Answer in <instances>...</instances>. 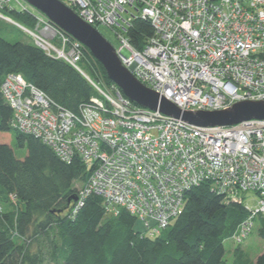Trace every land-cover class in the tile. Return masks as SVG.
Returning <instances> with one entry per match:
<instances>
[{"label":"built area","instance_id":"built-area-1","mask_svg":"<svg viewBox=\"0 0 264 264\" xmlns=\"http://www.w3.org/2000/svg\"><path fill=\"white\" fill-rule=\"evenodd\" d=\"M60 1L96 30L113 29L123 66L181 111L264 100V0ZM1 7L28 12L30 5L0 0ZM35 11V29H25L34 44L71 64L97 95L74 112L21 74L6 75L0 90L13 111L14 130L41 140L61 161L78 157L92 169L74 214L94 194L108 216L125 208L142 236L155 238L183 214L188 193L208 184L244 205L247 216L231 237L242 245L256 221H264V120L204 128L136 105L117 84L92 80L82 64L91 52ZM137 19L154 29L141 50L127 36ZM248 194L256 196L253 207L241 197Z\"/></svg>","mask_w":264,"mask_h":264},{"label":"trees","instance_id":"trees-1","mask_svg":"<svg viewBox=\"0 0 264 264\" xmlns=\"http://www.w3.org/2000/svg\"><path fill=\"white\" fill-rule=\"evenodd\" d=\"M11 20L34 29L33 14L4 8ZM154 35L149 21L137 19L127 36L141 50ZM92 80L102 75L113 82L92 55L82 62ZM21 74L60 106L79 112L97 95L84 75L62 59L45 54L37 45L8 42L0 36V89L8 74ZM13 111L0 90V264H225V241L247 216L244 205L211 191L208 184L192 189L183 214L155 238L142 236L137 218L121 209L108 216L100 196L90 194L74 214L70 200L85 184L92 169L78 157L71 163L33 135L12 127ZM17 148L26 149L17 157ZM19 210H13L12 200ZM13 200V201H14ZM11 206L4 211L2 205ZM258 230L264 240V221ZM140 226V228L138 227ZM233 264H264V254L252 261L241 245Z\"/></svg>","mask_w":264,"mask_h":264},{"label":"water","instance_id":"water-1","mask_svg":"<svg viewBox=\"0 0 264 264\" xmlns=\"http://www.w3.org/2000/svg\"><path fill=\"white\" fill-rule=\"evenodd\" d=\"M33 8L41 11L56 26L58 25L64 32L69 33L77 41L82 42L92 53L93 57L101 63L109 79L117 84L123 94L136 105L145 108L159 110L165 115L182 119L190 125L199 127H227L236 126L249 120H264V100L237 102L226 110L215 111H181L175 104L170 103L160 94L146 88L135 79L120 61L114 46L101 35L92 25L66 7L60 0H26ZM74 207L79 201V196L72 198Z\"/></svg>","mask_w":264,"mask_h":264},{"label":"rangeland","instance_id":"rangeland-1","mask_svg":"<svg viewBox=\"0 0 264 264\" xmlns=\"http://www.w3.org/2000/svg\"><path fill=\"white\" fill-rule=\"evenodd\" d=\"M30 5V4H29ZM19 8V7H18ZM4 10V7L0 8V36L4 37L8 42L14 43V42H21V43H29V44H34L33 38L30 36L29 33L25 31V29L32 30L29 27L23 26L22 24L11 20L8 16H6L2 11ZM14 10V9H13ZM37 10L35 7L33 8L30 5V8H28V13L34 14L37 13ZM131 13L134 14L136 13L135 10H131ZM35 29V28H34ZM33 29V30H34ZM99 32L101 35H103L107 41H109L112 46L119 47L120 41L117 39L115 32L113 29H109L108 27H105L101 25V27H98ZM57 44V43H56ZM84 70L87 73V70L84 68ZM99 80L101 82V85L104 87L106 84L103 81V79L100 77V74H98ZM10 144L14 147L15 150V155L19 157L25 156L26 149L24 148H17V144L15 141V137L13 134L10 133ZM78 187L79 192L83 189L85 186L83 183H77L76 184ZM244 197V202L246 205H249V207H253L257 200L255 199V195L253 194H248V196H241ZM14 200V199H13ZM11 203V206L13 207V210L18 211L19 208L15 202V200ZM11 206L8 205H2L1 208L4 211H9ZM111 216V215H110ZM256 226L250 236H248L242 243L241 248L243 251H245L246 255L249 256V258L255 262V260L264 254V240L260 237L258 230L261 227V221L257 220L256 221ZM140 228V226L138 225ZM142 227V226H141ZM158 237V236H155ZM225 248H226V253H225V264H233L234 256H233V251L235 248L238 247V245L233 241L232 238L228 239L224 243Z\"/></svg>","mask_w":264,"mask_h":264}]
</instances>
